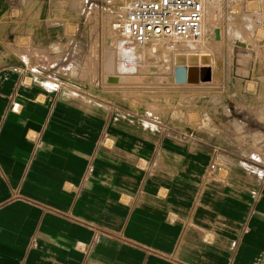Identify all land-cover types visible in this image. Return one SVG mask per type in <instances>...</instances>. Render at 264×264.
Segmentation results:
<instances>
[{"label":"crops","instance_id":"obj_1","mask_svg":"<svg viewBox=\"0 0 264 264\" xmlns=\"http://www.w3.org/2000/svg\"><path fill=\"white\" fill-rule=\"evenodd\" d=\"M68 1L0 0V44L59 52L0 57V264H264V143L224 150L63 76L87 45Z\"/></svg>","mask_w":264,"mask_h":264},{"label":"rangeland","instance_id":"obj_2","mask_svg":"<svg viewBox=\"0 0 264 264\" xmlns=\"http://www.w3.org/2000/svg\"><path fill=\"white\" fill-rule=\"evenodd\" d=\"M114 1H68L70 10L61 20L70 27L69 20L80 16L87 45L80 51L76 66L61 71L63 76L82 83L110 102L182 127L189 134L209 140L224 150L245 154L264 143V80L261 81L264 0H211L208 5L217 6L215 19L211 22L210 34L205 36L206 32L203 33L206 42L195 50L196 53L179 49L173 56L167 45L170 47V42L182 43L184 40L153 37L135 50L132 59L136 68L128 74L119 72L118 61L122 56L117 50L118 37L112 27V22L123 16L127 9ZM130 2L132 0H128L127 5ZM6 42L0 44V57L11 55L14 59H25L44 67L59 57L58 51L51 58L38 51L29 55L18 48L20 41ZM152 42L157 44L155 49L151 48ZM180 55L186 56L180 65L210 68V80L176 83L175 68L179 66ZM142 56L147 64L140 63ZM40 59L44 63H38ZM171 74L174 81L170 79ZM246 94H252V97L248 98ZM236 103L240 108L251 110L252 114L246 117L244 113H235Z\"/></svg>","mask_w":264,"mask_h":264},{"label":"built area","instance_id":"obj_3","mask_svg":"<svg viewBox=\"0 0 264 264\" xmlns=\"http://www.w3.org/2000/svg\"><path fill=\"white\" fill-rule=\"evenodd\" d=\"M211 0H132L123 16L112 22L118 41L121 74L134 71L135 50L157 36L193 40L201 36ZM28 68H25V70ZM215 168V163L210 165Z\"/></svg>","mask_w":264,"mask_h":264},{"label":"bare ground","instance_id":"obj_4","mask_svg":"<svg viewBox=\"0 0 264 264\" xmlns=\"http://www.w3.org/2000/svg\"><path fill=\"white\" fill-rule=\"evenodd\" d=\"M115 3H117L119 6H121L122 8H124V9H128L129 8V6H130V4H131V2H130V4H128L127 5V3H128V0H115L114 1ZM211 4V3H210ZM213 4V3H212ZM208 7L206 8L208 11V16H207V19L206 20H204V22H205V24H204V22H203V31H202V34H201V36H199L198 38H196V39H193V40H184V42H182L181 44H177L176 43V40H175V42H170V43H172L171 44V46L169 47L168 45H167V48H171V49H173L174 48V52H175V50H186L188 53H196V49H198V47L199 46H203L204 44H205V40H206V35L208 36V34H210L209 32H210V30L212 29L211 28V22L215 19V11H216V9H217V6H215V4L214 5H207ZM118 17V16H117ZM207 23V24H206ZM206 32V34H205V36L203 35V33H205ZM164 37V36H163ZM209 38V37H208ZM150 41V40H149ZM177 42H179V41H177ZM153 43V42H152ZM169 43V42H168ZM180 43V42H179ZM156 43L154 44H151V48L152 49H155L156 48ZM206 48H208V46H206ZM138 49V48H137ZM171 50H169L168 52H170ZM141 52V51H140ZM172 53H173V56H174V52L173 51H171ZM177 52H179V51H177ZM203 53H205V51L203 52ZM139 54V53H138ZM172 55V54H171ZM119 57V56H118ZM121 57V56H120ZM119 57V58H120ZM172 57V56H171ZM177 57H179V56H177ZM182 57V58H181ZM139 58V57H138ZM137 58V59H138ZM180 61L179 62H177V63H179V65H180V63H182V61H183V59H185L186 58V56H184V55H180ZM173 59V58H172ZM172 59H171V61H172ZM179 59V58H178ZM120 61V60H119ZM118 61V62H119ZM140 63L142 64V63H144V64H147V60L142 56V57H140ZM163 61V60H162ZM137 62V61H136ZM173 63H174V61H173ZM172 63V64H173ZM139 64V63H138ZM178 65V64H177ZM187 65V64H186ZM187 66H197V65H195V64H188ZM164 67H166V64L164 65ZM198 67V66H197ZM151 68V67H150ZM141 70V69H140ZM149 70V69H148ZM140 72V71H139ZM144 73V72H143ZM142 76V75H141ZM119 77H121L122 78V76H120L119 75ZM128 78V77H127ZM170 79L172 80V81H174V77H173V75L171 74V76H170ZM128 82H129V80H128ZM177 83V82H176ZM93 88V87H92ZM95 88H93V90H94ZM110 95V94H109ZM114 96V95H113ZM205 122V121H204ZM206 123V122H205ZM202 125V124H201Z\"/></svg>","mask_w":264,"mask_h":264},{"label":"water","instance_id":"obj_5","mask_svg":"<svg viewBox=\"0 0 264 264\" xmlns=\"http://www.w3.org/2000/svg\"><path fill=\"white\" fill-rule=\"evenodd\" d=\"M210 78L211 69L208 67L179 65L175 68V82L177 83H197L210 80Z\"/></svg>","mask_w":264,"mask_h":264}]
</instances>
